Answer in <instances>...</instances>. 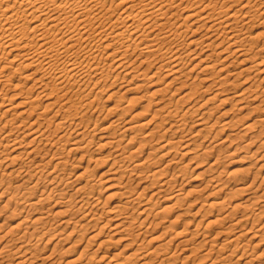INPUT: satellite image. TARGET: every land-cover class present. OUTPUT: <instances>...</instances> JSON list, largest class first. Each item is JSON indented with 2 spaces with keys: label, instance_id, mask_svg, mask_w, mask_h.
<instances>
[{
  "label": "bare ground",
  "instance_id": "bare-ground-1",
  "mask_svg": "<svg viewBox=\"0 0 264 264\" xmlns=\"http://www.w3.org/2000/svg\"><path fill=\"white\" fill-rule=\"evenodd\" d=\"M225 1H231L232 3L231 5L225 4ZM238 1L239 0H224L223 2L221 0H111L110 2V0H0V107L5 104L7 100L12 102L7 104H11L7 106L8 108L4 107L0 109V171L5 164L7 167L13 166V169H11L12 171L10 170L11 173L9 172L10 175L16 174L17 177L25 176V179H23L27 182L26 189H24L25 186L23 190H21V186H16L14 189L11 181L5 184V179L1 178L0 189L4 191H2V194L7 193L10 195L3 207H7L12 200L18 197L21 191L23 197L26 198V200H23L21 203L29 202L27 206H29L30 209H36L38 204H44L58 196L59 198L55 201L53 207L57 208V206H62V208L64 207L65 209H60L61 211L59 212L57 209L56 211L54 210L56 212L54 215L57 217L58 213V216H63V219L61 218L60 221H62L61 223L64 225L75 224L79 222L78 219L83 218V220L86 221V223L80 224L83 226V229L86 227V229H88L90 227L99 226V233L92 235L89 238L91 240L94 239L95 236L103 233V230L111 224L110 222L115 220L116 228H113L115 229V233L125 234V237L123 234L124 238L120 236L121 238H119V240H130L131 236L128 233L134 232L137 226V220L135 221V218H132V213L130 214L128 211H125V209H127L126 206L117 205L111 208V212H108L113 213V217H108L107 220L101 224L100 220L103 213L97 212V204L91 201L93 197V191L91 190L93 188L90 189V187V191H88L89 184L76 188L75 193L66 194V187L72 184V180H67L68 178H65L62 172H58L57 169L61 165L66 166L68 164L69 153L74 151L76 153L78 150L86 149V151H81L91 154L94 150H91L90 146L94 142L95 137H97V135L95 136V132L99 128L96 121L92 124V118L83 117L87 112H84L81 115L82 117L78 116L79 109L83 108L90 110L96 107V110L98 106H95L94 102L99 96V91L102 92L103 87L106 85L110 86L119 81L121 82L120 85L125 84L124 82H131L134 78L140 76H145L144 78L158 76L159 80V78L161 79V76H163L161 74L162 69L167 68V66L171 67L166 69L169 71H166L167 73L162 79H165L166 76H168V78L170 77L171 80H168L169 82L166 81L167 84L165 85L171 86L175 81L182 79L187 64L196 59L201 60L200 62H196L191 69L199 66V64L203 62L204 64L201 67V71H203V69L205 71L210 68H215L220 62L222 65L220 64L221 68L219 67L218 70L222 71L231 63H235L239 60L243 63H250V66L245 67V69L254 68L257 69L259 73H264V56L258 53L259 50L264 47V43L257 47L256 43L253 41V39L264 37V30L256 34L249 32L251 26L264 24V8H261V5L264 6V0H243V2L237 4ZM115 3L118 5V8L122 5L118 14H116V10L118 9L117 6H114ZM180 19L183 20L181 21ZM199 30H205V33H200L201 35L196 37L190 38V36L188 39L186 38L189 36V32L196 33ZM257 48L258 50H256ZM138 50L141 52L136 54L135 52ZM204 50L205 52L209 51V53L206 52L205 54L203 52ZM142 53L147 54V56L141 59V63H144L145 60L151 56L154 59L162 60L156 68V71L152 70L151 74L148 73L147 70L151 67L152 62H150L145 69H139V65H134L139 57L141 58ZM203 55L205 57H203ZM215 55H217L215 60L206 61V59H210ZM233 57H235V59H232ZM23 69L28 71L23 73L21 71ZM116 70H118V73H115ZM241 70H243V68ZM17 72L20 73L24 81L23 83H26V86L24 85L25 87H22L21 83L14 82L13 84L12 78ZM206 78L207 76L205 79ZM210 78L211 77L207 78L211 80H208L211 83L207 88H212L217 85L216 80ZM29 81H33V83L27 84ZM101 83H103L102 87H99L100 89L97 91L95 97H90V100L89 94L92 93L94 87H98ZM182 83L185 82L183 81ZM136 84L137 83H135V85ZM125 85H122L123 88H128L129 90L128 84L127 87ZM181 85L183 86V84ZM140 86L142 87V84ZM11 87H14V90H16L10 95L4 93L5 90ZM107 87H105V89ZM139 87L136 85V88ZM194 88V91L198 89ZM179 89L181 88H178V90ZM245 89H249V87ZM159 90L157 89V92L154 90V94L158 93ZM215 91L217 92L215 95L221 93L219 87H217ZM189 92H186L183 98L186 95L188 96V94L190 96L191 93ZM196 93H198L197 90ZM154 94H151V96ZM248 97H251V100H253L256 99L257 96H246L245 92L237 94V101L241 103V108H246L247 100L245 99ZM36 101H39V103H35ZM55 105H59V108L51 113L50 111L53 107H56ZM165 105L167 106L166 102ZM165 105L162 110L167 116H164V118L174 117L179 113L178 106L173 108L171 107L172 105L170 107H166ZM13 109L16 111L11 112ZM73 109H75L74 113L72 112ZM111 110L112 109H109V112H111ZM164 113H162V115H164ZM96 120H99V117L96 118ZM261 122H264V117L261 119ZM145 123H147V121L137 125H143ZM224 123L225 125L223 124V127H227L231 124V121H225ZM52 124H54L55 127H52ZM198 124L203 127L199 131H202L208 126L205 124V121H199ZM137 125L123 127L124 130H122L120 134H116L117 131H114L99 137L100 140H103L102 143H99V147L111 144L116 146L117 152L114 164L119 163L118 168L112 173L108 172L111 171L108 169L103 172V175H107L106 173L108 172L116 176L114 179H120L118 182L119 185L117 183L116 187H119V191H121V195L128 206L133 200L142 197L143 190L145 191L150 184L154 185L157 182L160 183L161 180L157 178L160 173L166 174L163 167L162 169H156L150 173H141V175H139L141 180L145 179L151 182L147 184L148 186L144 185L141 191L136 192L137 194H134V192L140 182L135 188V186H131L132 183L129 181L122 180L123 174L130 173L132 170L136 169V167H140L146 162L145 160H136L133 166H131V161L135 159L138 151L144 147L142 144L143 142H140L141 145L138 146V148L131 147L138 137L136 136V131H132L128 135L127 142L123 145L124 137L127 135L125 131L140 127ZM251 126V124H248L246 127L251 128ZM58 131H62V133L57 134ZM151 132L152 131L145 135L148 136ZM73 135H75L74 138ZM69 142L73 143L66 148V144ZM168 144H171V141L168 140L167 143L161 144V146L159 145V148L166 147ZM121 145L122 148H120ZM130 147L132 148L131 152L125 154ZM175 149L173 148L172 150L168 148L166 153H173ZM188 151L191 153L190 149ZM15 152H17V154H15ZM66 152H68V157H65ZM151 154L155 153L153 152L150 153V155ZM85 155V153L80 154V160L83 159ZM90 158L91 157H89V159ZM23 159H25L26 162ZM54 160L56 162L53 168L50 170L47 169V166ZM103 161L104 160H102V162ZM213 163L212 166L215 165ZM82 175L83 174L80 173L78 176ZM162 177H164V179L160 183L161 187L152 191L149 198L153 195H158V197H160L159 195H161V192L164 190L168 192L166 189L172 186L176 174L173 172L171 177ZM216 177L217 176L212 180H215ZM45 182H49L50 186H43L42 184ZM247 182L245 178H237L235 180V184L239 189L241 188L240 190L244 189V193L247 192L246 194H248L249 191V193H252L251 190L255 187L252 188L253 186L251 187ZM252 183H255L254 180ZM62 185L63 188H60ZM112 185L107 187L110 188ZM38 191L40 192V196L36 198L35 193ZM174 194L175 192L169 190L167 193L168 196L164 199H166V201H169V199H176L178 196ZM77 199L79 203H76ZM257 199H259V197ZM177 200L181 199L178 198ZM253 200L256 202L255 197ZM169 206L170 205H166L163 210H171ZM41 207H43V205H41ZM132 207L136 208L135 204L132 205ZM148 207L145 205L140 212L147 214L146 217L150 216L148 213L151 212L148 210ZM38 208L40 207L38 206ZM49 209L46 210L45 208L46 211L41 209L40 212H38L39 216L33 219L34 222L32 223L35 224L34 231L38 229L41 231L38 239H42L47 234L56 235L54 232L52 234V230H56L53 224L49 225L50 227L47 226V224L50 223V218L48 216L49 212H47ZM151 209L150 207V210ZM12 213H15V211ZM77 213H80L81 217L78 215L80 218L74 220L72 215H76ZM64 214L68 215L67 218L64 217ZM232 214L233 213H231V215ZM74 215L73 217H75ZM231 215L227 213L225 216L229 217ZM259 215L260 213L257 216ZM242 216L240 221L249 217L247 216L244 218L246 216L245 214L243 218ZM146 217L140 220L141 222L138 224L139 227L140 225L142 227V224L145 223L147 220ZM221 217L213 218L208 221V226L221 223L220 221L224 220V218ZM151 223L154 224L153 221ZM1 224L0 227H2ZM23 224L24 221H20V223H17V226H15V229L22 227ZM232 224L230 229H233V226L236 224L239 225L238 222H232ZM72 226H74L75 229L78 227L77 224ZM242 228L239 235L243 236L249 234L252 229L254 230V226H251L249 229L245 226ZM12 229H14V227ZM186 230L187 229L184 228L185 232H177L178 235L184 234V237L176 243L177 246L175 245V247L186 245V242L193 240L192 237L186 236L187 233H189ZM9 232L10 231H8L7 234H9ZM28 232L25 231L18 237L9 239L8 242L0 248V257L2 259L23 251L19 256L21 257L20 261L9 262L8 264H31L37 258H43L41 261L46 263L47 258H50L47 254V256L43 255L44 257L39 258L40 255L37 252L39 246L35 249L32 243L25 240ZM259 232L260 230H256L252 237H261L259 241L262 242L264 241V234H260ZM137 233L138 234L134 232L135 235L131 233L132 236L136 237H133L131 240L136 241L137 237L141 233H144V231H138ZM166 233L167 230L163 232L159 238L161 239V236ZM217 233H219V231H217ZM127 234L129 236L126 237ZM32 235L33 233H31V236ZM4 237L5 235L2 236V238ZM205 237L200 241L203 245L205 244ZM14 239L21 244L15 248V250H11V248H9L12 244H10V241ZM51 239L52 238H48L49 241ZM172 240V236H170L169 239L163 240L164 242L161 244L162 247L159 243L161 248L156 246L153 251L160 253L159 251L163 247L166 248ZM207 241L208 239L205 242L207 243ZM127 244L129 245V243H126V246ZM210 245H212L210 249H213L216 244ZM256 245L257 244H255V246ZM196 247H194L195 251ZM222 247H224V244ZM222 247L220 249H222ZM184 248L188 249L186 246H184ZM136 249L138 250L139 248ZM235 251L236 249H233L232 253H235ZM53 252L54 250L52 253ZM193 252L187 255V258L189 256L191 257ZM134 254L137 255V252L134 251ZM206 256L208 258V254ZM221 257H219L221 260L227 259V257ZM141 258L143 259L144 256H141ZM130 259L131 258H128V260ZM175 260L169 262V264L177 262ZM164 262L165 259H162L158 264H163ZM186 262L187 261L183 260L180 264H186ZM211 263L224 264L226 262L222 263L220 259H217V261L213 259ZM140 264H153V260L144 259Z\"/></svg>",
  "mask_w": 264,
  "mask_h": 264
},
{
  "label": "rangeland",
  "instance_id": "rangeland-1",
  "mask_svg": "<svg viewBox=\"0 0 264 264\" xmlns=\"http://www.w3.org/2000/svg\"><path fill=\"white\" fill-rule=\"evenodd\" d=\"M221 1L223 2L224 0ZM241 2H243V0H239L237 4ZM224 3L231 5L232 2L225 1ZM114 6H117L118 10H116V14H118L122 5L118 8V5L115 3ZM261 8H264V6L261 5ZM180 20L182 21L183 19ZM262 26H264V24L251 26L249 28V32L256 34L257 32L264 30V27ZM193 27L195 28L194 25ZM201 30L196 33L194 32L195 34L193 32H189V36L186 38L188 39L190 36V38L194 36L196 37L205 33V30ZM253 41L256 43L257 47L261 46L264 43V37L253 39ZM205 50L203 51L205 54L206 52L209 53V51L205 52ZM256 50H258V48ZM140 52L141 51L138 50L135 53L139 54ZM258 53L264 56V47H262ZM141 55V58L139 57L140 60L138 59L134 65H139V69H145L148 67V64L152 62L151 67L147 70L150 74L152 70L156 71L159 63L162 62V60L154 59L151 56L148 58L149 60L147 59L144 63H141V59L145 58L147 54L142 53ZM216 56L217 55L211 57L212 59H206V61L215 60L217 58ZM203 57L205 56L203 55ZM232 59H235V57ZM196 60L187 64L184 75L182 76V79L179 80L182 82L184 81L185 83L175 81V83H172L171 86L165 85L169 82L168 80H171L168 76H166L165 79H162L169 71L166 69L171 67L167 66V68L162 69L161 74L163 76H161L162 78H159V80L158 76L153 78H144L145 76H140L138 78H134L131 82H124L126 85H120L121 82L119 81L110 86H104L102 89L103 91H99V96L94 102V105L98 106L97 109L95 110L96 107H93L90 110L80 108L78 114V116H81L84 112H87V114L83 115V117H90L92 118V124L96 121L99 125V128L95 132V136L97 135V137H95L94 142L90 146L91 150L94 151L89 154V152L86 153L81 151H86V149H81L76 153L75 151L69 153V155L68 152H66L65 157L67 155L69 156H67L69 159L68 164L66 166L61 165L57 169L58 172H62L65 178H68L67 180H72V184L66 187V194L75 193L76 188L86 184H89L87 189L88 191L93 188L91 190L93 191L91 201L94 204H97V207L99 208L96 209L98 210L97 212L103 213L100 220L101 224L105 222L108 217H113L112 215L114 214L110 213L112 210L111 208L117 205L126 206L127 209H125V211H128L130 214L132 213V218H135V221L137 220V229L135 228L134 232L138 234V231H144V233H141L137 237L136 241L131 240L133 237L136 238L135 236H132L131 233L135 235L132 230V232L128 233L131 236L130 240H119L121 237L124 238L125 234L115 233V229H113L116 228L115 220L110 222L111 224L103 230V233L90 240L89 238L92 235L99 233V226L90 227L88 229H86V227L84 230L82 228L83 226L80 224H84L86 221L83 220V218H80V213H77L76 215L73 214L75 217L72 215L74 220L80 218L78 219L79 222L75 223L78 225L76 229L72 226L75 224L64 225L61 223L62 221L60 220L61 218L63 219V216H58L57 213L56 217L54 213L56 214V209L59 212L65 208L63 207V209L62 206H57V208L53 207L55 201L59 198L58 196L44 204H38L36 209H30V207L27 206L29 202L21 203L23 200H26L21 191L18 197L12 200L7 207H3L10 195L7 193L2 194L3 190L0 189V224L3 223L1 224L2 227H0V248H2L9 239L18 237L25 231H29L25 240L32 243L35 249L39 246V249H37V252L40 255L39 258L47 255L50 257L47 258L46 263L41 261L43 258H37V261L35 260L31 264H140L144 259L153 260V264H158L162 259H165L163 264H169V262H173L175 259L177 262L172 264H180L183 260L187 261L186 264H193L194 262H196L194 264H212L213 262L211 263V261H213V259L216 261L217 259H220L222 263L226 262L224 264H264V241L261 240L263 243L259 241L261 237H252L256 230H260L259 233L264 234V146H262L264 145V122H261V119L264 117V73H259V71L254 68H247L248 70L245 69V67L250 66V63H243L239 60L235 63H231L222 71L218 70V68L222 65L220 62L215 66V68H210L212 70L207 69L208 71H204V69L201 71V67L204 64L203 62L202 64L200 63L199 66L191 69L192 66L196 64V62H200L201 59ZM242 68L243 70H241ZM21 71L24 73L28 70L23 69ZM115 73H118V70H116ZM206 76L207 78L211 77L210 79L216 80L217 85L212 88H207V86L211 83L209 82L211 80L207 78L206 80ZM20 80H22L20 73H15L12 78L13 84L14 82L21 83L22 87H25L26 83H23L24 81ZM32 83L33 81H29L27 84ZM135 83H137L136 85L138 87L142 84V87L140 86L141 88H136ZM127 84L130 88L129 90L128 88H123L124 85L127 87ZM181 84H183L184 87ZM102 85L103 83L99 84L98 87L93 88L92 93L89 94L90 100L95 97L97 91L102 87ZM177 86L181 89L178 90ZM105 87L107 88L105 89ZM194 87L198 89H195ZM217 87H219L221 93L215 95L217 93L215 91ZM247 87H249V89H245ZM157 89L160 90L158 93L154 94L153 91H156ZM15 90L14 87H11L8 90H5L6 92L4 91V93L10 95ZM196 90L198 93H196ZM186 92L194 95L190 94L189 96L188 94V96H185V99V97L183 98V95ZM240 92H245L246 96L251 95L252 97H257L253 100H251V97L246 98V108H241V103L237 101V94ZM151 94L154 95L151 96ZM9 102L12 103L7 100L5 104L1 105L0 109L4 107L8 108L7 106L11 105H7ZM165 102L167 106L165 105ZM35 103H39V101H36ZM164 105L166 107H170L172 105L171 107L173 108L178 106L177 108L179 113L174 117L164 118V116H167L162 110ZM55 106L56 107H53L50 111L51 113L55 112L59 108V105ZM109 109H112L111 112H109ZM12 111L16 110L13 109L11 112ZM72 112L74 113L75 109H73ZM161 112L164 113V115H162ZM98 117L99 120H96ZM229 120L231 121V124L227 127H223L225 125L224 122ZM145 121H147V123L137 125ZM199 121H205V124L208 125H205L207 127H205L202 131H199L203 128L198 124ZM248 124L252 125L251 128L246 127ZM134 125L140 127H135L134 130L130 129L125 131L127 135L124 137L123 145L127 142L128 135L132 131H136V136L138 137L134 144H131V147L138 148L142 142L144 147L138 151L135 159L131 161V166H133V163H135L136 160H145L146 162L144 165L136 167V169L132 170L130 173L128 172L123 174L122 180L129 181L132 183L131 186H135V188L140 182L134 192V194H137V191H141L144 185L151 182L145 179L141 180L139 175H141V173H150L156 169H162L163 167L166 174L160 173L157 178L161 180V183L164 179L162 176L171 177L173 172L176 174V178L173 180L172 186L168 188L165 187L168 192L169 190L175 192L174 195L178 196L176 199H169V201H166L164 198L168 196V192L165 190L161 192L162 196L159 195L160 197H158V195H153L149 198L152 191L161 187L160 183L157 182L154 185L150 184L151 186L149 185L145 191L143 190L142 197L135 199L136 202L133 200L129 206L126 205L125 199L121 195V191H119V187H116L120 179H114L116 176L108 173H112L117 170L119 165V163L114 164L117 152L116 146L111 144L99 147V143L103 142V140H100L99 137L114 131H117L116 134H120V132L124 130L123 127ZM52 127H55V125L52 124ZM150 131H152L149 134L150 136L145 135ZM61 133L62 131H58L57 134ZM74 136L75 135H73V138ZM168 140L171 141V144H168L166 147L159 148L161 144L167 143ZM72 143H67L66 148L72 145ZM131 147L127 149L125 154H129L131 152ZM120 148H122V145ZM166 148H171L172 150L173 148L176 149L173 153H166ZM189 149L191 150V153H189ZM153 152L155 154L150 155V153ZM82 153H85L86 155L80 160L79 155ZM15 154H17V152H15ZM89 157L91 158L89 159ZM23 160L26 162L25 159ZM102 160L104 161L102 162ZM55 162V160L51 162L47 166V169H52ZM212 163L215 165L212 166ZM11 169H13V166L7 167L5 164L0 171V180L1 178H4L5 184H8V182L11 181L14 189L16 186H21V190H23V187L25 186L24 189H26L27 182L24 180L25 176L17 177L16 174L10 175L12 171ZM108 169L111 171H108L106 173L107 175H103V172ZM80 173L83 175L78 176ZM215 176H217L215 180H212ZM236 177L242 179L245 178L246 181H248V185L251 187L253 186L252 188L255 187L251 190L252 193H249V191L248 194H246L247 192L244 193V189H242L243 191L240 190L241 188L239 189V187L235 184V180L237 179ZM253 180L255 183H252ZM42 185L50 186L49 182H45ZM110 185H112V187L108 188ZM60 188H63V185ZM35 196L36 198L40 196V192L38 191L35 193ZM253 196L255 197V201L257 203L254 202ZM258 197L259 199H257ZM178 198L181 200H177ZM76 203H79L78 199ZM134 204L136 208L132 207ZM41 205H43V207H41ZM145 205L152 208L150 210V207H148V210L151 211L148 213L150 216H147L149 218L146 217L147 214L140 213ZM166 205H170L169 208L171 210H163ZM38 206L44 211L50 208L47 211L49 212V215L46 214L50 218V223L47 224V226L53 224L56 230H52V234L54 232L56 235L47 234L42 239H38L41 231L40 229L34 231L35 224L32 223L34 222L33 219L39 216L38 212H40L41 209L38 208ZM13 210L15 213H12L14 212ZM227 213H230V215L231 213L233 214L226 217L225 215ZM259 213L260 215L257 216ZM244 214L246 215L244 218L247 216L249 217L240 221L241 216H244ZM67 216L68 215L64 214V217L67 218ZM144 217H146L147 220L142 224V227L140 225V228L138 224ZM220 217L224 218L223 221H220L221 223H215L208 226V221L213 218ZM20 221H24L23 226L15 229V226H17V223L19 224ZM152 221L154 224L151 223ZM232 222H238L239 225L236 224L233 226V229H230L233 225ZM243 226L248 229L251 228V226H254V230L252 229L253 231L251 230L249 234H245L244 236L239 235ZM13 227L15 230L12 229ZM184 228L189 232L186 236L192 237L193 240L186 242V245L175 247V245L177 246L176 243L184 237V234L178 235L177 232H185ZM166 230L167 233L162 235V238L160 239L159 236ZM8 231H10L9 234H7ZM217 231H219V233H217ZM31 233H33L32 236ZM128 234L126 237L129 236ZM4 235L5 237L2 238ZM170 236H172L173 240L166 248L163 247L159 251L160 253L153 251L154 247H160L162 242H164L163 240L169 239ZM204 237V240L206 241L208 239V241L207 243L204 241L205 244L203 245L200 241ZM48 238L52 239L49 241ZM126 243H129V245L127 244L126 246ZM222 243L224 244V247H222ZM10 244L9 248H11V250H15V248L20 246L21 243L14 239L13 241H10ZM210 244H216L214 245L215 248L210 249L212 247ZM255 244L257 245L255 246ZM184 246L188 249H185ZM194 247H196V251ZM221 247L222 249H220ZM136 248L139 249L137 250ZM233 249H236L235 253H232ZM53 250L54 252L52 253ZM134 251L137 252V255L134 254ZM22 252L23 251L3 259L0 257V264L20 261L21 257L19 256ZM191 252H193V254H191V257L189 256L187 258V255H190ZM207 254L208 258L206 256ZM141 256H144V258L142 259ZM221 256L227 257L228 260H221ZM128 258L131 259L128 260Z\"/></svg>",
  "mask_w": 264,
  "mask_h": 264
}]
</instances>
